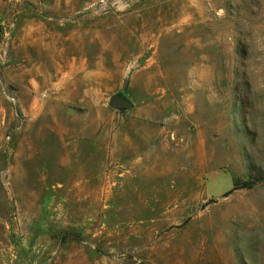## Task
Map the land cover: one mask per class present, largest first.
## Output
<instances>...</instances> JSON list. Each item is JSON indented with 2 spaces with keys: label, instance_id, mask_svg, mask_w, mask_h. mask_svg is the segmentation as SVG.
<instances>
[{
  "label": "rangeland",
  "instance_id": "374dc122",
  "mask_svg": "<svg viewBox=\"0 0 264 264\" xmlns=\"http://www.w3.org/2000/svg\"><path fill=\"white\" fill-rule=\"evenodd\" d=\"M0 264H264V0H0Z\"/></svg>",
  "mask_w": 264,
  "mask_h": 264
}]
</instances>
